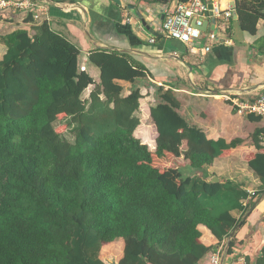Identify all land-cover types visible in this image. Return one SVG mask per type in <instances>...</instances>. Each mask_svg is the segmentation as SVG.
Returning a JSON list of instances; mask_svg holds the SVG:
<instances>
[{"label": "trees", "instance_id": "1", "mask_svg": "<svg viewBox=\"0 0 264 264\" xmlns=\"http://www.w3.org/2000/svg\"><path fill=\"white\" fill-rule=\"evenodd\" d=\"M232 1L238 28L255 36L264 0ZM32 13L0 11V20L21 23L2 38L0 59V264H209L245 222L232 213L243 215L264 193V130L210 138L162 87L146 91L155 105L140 126L145 95L134 87L123 96L115 81L134 83L146 76L143 67L123 53L92 51L96 83L74 45L46 22L28 26ZM228 104L249 121L260 119ZM235 154L260 182L254 194L242 183L199 176ZM258 242L257 255H239L244 264H264L261 236ZM238 246L233 236L226 257Z\"/></svg>", "mask_w": 264, "mask_h": 264}, {"label": "crops", "instance_id": "2", "mask_svg": "<svg viewBox=\"0 0 264 264\" xmlns=\"http://www.w3.org/2000/svg\"><path fill=\"white\" fill-rule=\"evenodd\" d=\"M25 1L33 4V22L28 26L37 27L46 22L54 33L74 45L79 51L81 69L96 83L100 72L88 60L92 51L123 53L134 64L143 67L146 76L134 83L115 81L123 88V96L134 87H139L145 95L141 107L145 106L147 111L140 108V113H136L137 117L138 114L142 117L140 126L145 124L143 116L148 115L147 108L155 105L154 95H147L146 91L162 87L173 90L188 122L206 131L210 138L230 139L237 134L246 137L256 129L264 130L263 119L249 121L246 116L234 113L228 104L232 102L228 99L242 102L264 95V20L258 21L257 33L251 36L240 31L232 14L227 28H218V40L213 42L203 35L200 47H210V51L204 54L192 52L183 43L160 33L163 18L175 2L160 6L138 3L137 0H119L120 4L113 0ZM212 2L226 9L230 8L232 0ZM19 24L12 16L5 22L0 20V59L6 52L2 38ZM211 25L209 31H212ZM152 38L154 42H151ZM92 90L93 86L86 89L87 97ZM206 171L221 180L244 184L250 194L260 187L256 175L238 154L215 159ZM263 194L253 199L254 203ZM232 214L235 218L241 216L237 211ZM242 220L244 224L234 234L239 246L230 257L222 254V264H229L231 260L234 263L247 250L257 255L258 238L261 236L264 242V198L249 216H242Z\"/></svg>", "mask_w": 264, "mask_h": 264}, {"label": "built area", "instance_id": "3", "mask_svg": "<svg viewBox=\"0 0 264 264\" xmlns=\"http://www.w3.org/2000/svg\"><path fill=\"white\" fill-rule=\"evenodd\" d=\"M209 5L212 6L211 10L208 8ZM31 9H33V4L30 1L0 0V11L25 12ZM209 12L212 13L211 17L207 16ZM211 18L215 20V28L217 30L219 27L226 29L228 21L232 18V10L231 8L222 9L220 5L212 2V0H189L185 3L175 2L174 7L169 8L163 18L160 33L167 38L183 43L192 52H202L205 54L210 51V47H200L199 42L203 35H207V39L213 42L218 40V35L217 32L209 30L202 32L197 27L202 26L205 20L210 22ZM193 20H195L196 27L192 24ZM151 42H154L153 38ZM225 43L228 42L225 41ZM228 100L232 101L236 111L240 114H252L264 120V95L251 101L234 102L231 99ZM261 142L264 146V135ZM225 251V244L216 247L210 257L209 264H221V256ZM244 263L242 257L236 260V262H232V264Z\"/></svg>", "mask_w": 264, "mask_h": 264}, {"label": "water", "instance_id": "4", "mask_svg": "<svg viewBox=\"0 0 264 264\" xmlns=\"http://www.w3.org/2000/svg\"><path fill=\"white\" fill-rule=\"evenodd\" d=\"M115 3H117V4H120V1L119 0H113ZM209 10H211L212 9V6L211 5H209ZM230 8H231V10H232V14H233V18L235 19V20H237V14H236V12H235V3H234V1H232L231 3H230ZM207 16H212V13L211 12H209L208 14H207ZM144 23V22H143ZM212 24L211 25V30L212 31H216L217 32V29L215 28V20L213 19V18H211V21L209 22L208 20H205L204 22H203V24H202V26H200V27H197L200 31H202V32H206L207 30H208V25L209 24ZM192 24H193V26H195V20H193L192 21ZM196 27V26H195ZM199 176L201 177V179L202 180H204L205 182H207V183H219L220 181H221V179L218 177V176H216V175H214V174H210L208 171H206L205 169H203V170H200V172H199ZM264 198V194L253 204V206L250 208V210L246 213V215H245V218L247 217V216H249V214L256 208V206H257V204H259L260 202H261V200ZM240 225H241V223H239L237 226H236V228H234V230L230 233V235H229V238H228V241H227V243L225 244V249H227V247H228V243H229V241H230V239L234 236V234H235V232L237 231V229L240 227ZM226 252V251H225ZM222 264V263H221Z\"/></svg>", "mask_w": 264, "mask_h": 264}, {"label": "rangeland", "instance_id": "5", "mask_svg": "<svg viewBox=\"0 0 264 264\" xmlns=\"http://www.w3.org/2000/svg\"><path fill=\"white\" fill-rule=\"evenodd\" d=\"M80 68H81V67H80ZM147 87H149V86H147ZM87 96H88V92L85 90L84 93H83V97H84V98H88ZM139 113H140V110H139ZM140 115H141V114H138V118H139L140 120H142V117H141ZM64 123H65V121L57 122L54 126L57 127V126H60V125H62V124H64ZM139 127H140V126H139ZM137 130H138V128H137ZM137 130H136V131H137ZM136 131H135V132H136ZM63 136H64L66 139H68L70 142H73V140H74V138H73V136L71 135L70 131H66V132L63 134ZM135 136H137V138L143 140L142 137H140V135L138 134V132L135 133ZM255 200H256V199H255ZM247 212H248V211H247ZM247 212H246V213H247ZM246 213H244L243 215L241 214L240 217H242V216L244 217ZM238 215H239V214L237 213L236 216H238ZM225 242H227V241H225ZM235 262H236V261H235Z\"/></svg>", "mask_w": 264, "mask_h": 264}]
</instances>
